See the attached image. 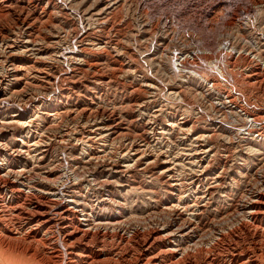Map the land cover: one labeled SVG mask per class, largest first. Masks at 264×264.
Segmentation results:
<instances>
[{
    "label": "bare ground",
    "instance_id": "obj_1",
    "mask_svg": "<svg viewBox=\"0 0 264 264\" xmlns=\"http://www.w3.org/2000/svg\"><path fill=\"white\" fill-rule=\"evenodd\" d=\"M59 1L61 13L75 12L79 24L68 31L52 28L58 30L51 34L53 42L72 46L70 57L62 54L63 73L51 80V94L57 97L54 109L45 91L28 99L29 94L23 97L17 88L24 83L20 61L46 54L37 45L44 40L46 25L54 24L52 12L46 9L58 11L56 4L54 0H0V17L16 16L22 32L15 37L5 36L13 31L0 34V58L11 59L0 78V264H264V105L257 108V98L251 102L238 89L244 84L264 94V0L182 2L185 5L175 18L191 17L190 45H178L175 39L181 40L182 33L173 35L165 29L175 20L166 9L159 10L164 13L159 17L162 27L150 29L156 33L150 50L154 47L158 55L168 51L166 43L175 44L168 48L172 52L164 67L154 66L157 72L170 66L171 73L164 74L173 85L167 100L181 104L180 108L190 103L189 111L195 108L191 103L210 102V107L201 108L203 113L197 109L202 115L190 123L192 130L196 132L199 122H209V137V133L206 138L201 135L204 141L222 137L225 149L237 148L235 153H220L219 167L214 163L219 152L214 144L219 139L212 145L200 136L191 140L190 134L174 145L175 151H152V143L142 137L128 140L129 148L122 155L107 150L109 140L124 135L131 122L115 112L77 107L81 74L104 70L103 65L81 59L95 55L96 47L90 44L95 41L93 19L103 16V24H108L117 10L135 6L143 24L152 27L156 16L148 9L155 7L147 0H107L96 13L94 6L81 11L91 0ZM206 32L209 36L198 40ZM212 35L215 39L209 40ZM104 55L108 59L109 54ZM237 64L247 68L240 75ZM99 81L103 84V76ZM78 118L91 128L84 124L82 132L81 127L76 129ZM69 125L73 129L55 134L48 143L51 129ZM187 139L196 142L192 150L181 149V141ZM201 142L210 144L208 150L197 146ZM185 151L190 154L180 155ZM143 175L149 179L147 186L138 181L137 176ZM228 180H240L246 188L235 195L239 188ZM155 183L161 196L152 188ZM140 190L150 197L141 211L136 197ZM237 198L235 205L229 203Z\"/></svg>",
    "mask_w": 264,
    "mask_h": 264
},
{
    "label": "rangeland",
    "instance_id": "obj_2",
    "mask_svg": "<svg viewBox=\"0 0 264 264\" xmlns=\"http://www.w3.org/2000/svg\"><path fill=\"white\" fill-rule=\"evenodd\" d=\"M91 1L92 2H86L85 4H83V8L81 11H85L86 9H89V8L94 6L96 8V10H95L96 13H98L102 10V7H104V4L107 0H95L96 2L94 0H91ZM150 1H152V2H150ZM155 1H157V2H155ZM167 1H169V2H167ZM180 1H181V3H180ZM78 2H80V1H78ZM182 2L186 3L187 0H185V1L184 0H179V1L178 0H147V4L149 6L155 7V9H153V8H151V10L148 9L149 14H151L152 16H156L155 21L152 23V25H154V26H152V27H150V25L147 26L146 21L149 19V17L145 21L146 23L143 24L144 20L143 19L141 20L140 17L138 16L139 15L137 13L138 10H136L135 6H133L132 8L126 6L122 10H117L115 12V15L112 17V20L110 19L108 24H103L104 23V17L103 16H100V17L97 16L93 19V22H95V23L91 22L92 28L95 29V41L90 43V44H93L96 47V49L94 50L95 55L93 54V56H92L91 54L89 55L87 53L89 56L81 57V59L82 60L84 59L85 61H88L89 63L91 61V62H94L96 64L103 65L104 70H103V72L98 73L97 75H94L95 72L94 73L87 72L86 74H81V76H80L81 102H80V105H78L77 107H80L78 109H82L84 107H90L89 109H91L93 111H98V112H102V110H105L108 114H112L113 112H115L113 114H115L116 117H122L121 119L126 120V123H128V124L131 122L130 123L131 126H128L129 130L127 132L125 131L124 135L118 137L117 138L118 140L115 139L116 141L109 140V142L107 144V147H106V148H108L107 150L114 151L115 155L118 153L117 156L120 154L122 155V153L124 154L125 151H127L126 149L129 148V143H130L129 141H131L132 139H136V138L142 137L147 142H151L152 143L151 146L153 148L152 151L156 150V148L158 150L163 149L164 151L166 149L170 148V151H175L177 149L175 146H177L179 144V141L186 139L185 137L187 135L189 136V134L192 137L191 140H194V139L198 138L199 136L200 137L204 136L206 138L207 136L209 137V135H210V133H209L210 131L207 130V128H209L207 123H209V122H207V123L206 122H199L198 128H197L198 131L196 130V132H194L192 130V125H193L194 121L196 122L198 117H199L198 119L200 120L201 115H202V114H199L197 112V109L200 108L201 113H203V110L201 108L210 107V102H207V100H205L201 104H198V103L192 104L191 103V105L195 108L190 107V111L186 108V107H188V104H190V103H187L186 107L180 108L181 104L176 103L177 104L176 105V104H174V101L167 100L168 96L171 95V93H172L169 86H173V85L169 82V79H165L167 77L164 74H168L171 71L169 68L170 66L167 67L168 64H166L165 69L163 68V70H160L159 72L156 71L157 70L156 67L154 68V66H156L155 64H161L164 67L165 62H167V55H169L172 52L168 48L175 46V44H172V42H169V44L166 43V45H164V46H166L168 51H163V52L160 51L159 55L157 54V51H152V50H154V47L152 50H150L152 48V44H154L156 41V35H155L156 33L150 29L156 28V26L162 27V22L159 19V17H160V15H164V13L159 11V10H161L162 8L164 10L166 9L165 12L169 15V18L170 19H171V17L175 18V16L180 14L179 13L180 10L183 9V7H182L183 3ZM54 4H56V7H57L56 9H58V11L54 10L55 7H53L54 9L53 8L46 9L48 14H49V10H50V12H52L51 14L54 17H56L55 19L53 17V20L51 21V23L53 22L54 24L52 26L46 25L47 26L46 30L42 28L43 30H42L41 38L44 40L42 41L39 39L41 44L37 45L38 47H42V49H45L46 54L37 55L35 58L30 59V60H28V58H26V59L24 58L25 60L23 59L20 61L21 63L19 65L23 69L22 77L24 79V83L20 87L18 85L17 90L21 91L23 97H25V95L29 94V96L27 97L28 99H30V98L33 99V97L37 96L39 93H41V95L45 94L44 93V91H45L48 94L49 104H51L52 108L55 109L56 108V104H55L56 102L55 101L57 100V97L54 96V94H51L54 91V87H52L53 83L51 82V80H53V78L56 75H59V73L60 74L63 73V70L66 68V66L65 67L63 66L64 62H63L62 54L67 52L69 54H66V55L68 57H70L71 56L70 55V53H71L70 49H72V46H71L70 42H67V43L63 42L61 44L53 42L54 40H52L51 34L52 35L56 34L58 30L57 29L52 30V28L57 26L59 28H64L66 31H68V29H70L72 27L76 28V26H78L79 23L77 24L78 18L73 14L75 12L72 13V12H69L67 10L66 14H64L63 11L61 13L62 6H61L60 1L54 0ZM59 5H60V7H59ZM183 5H185V4H183ZM109 17L111 18V15ZM189 17H187V16L182 17V18L176 17L175 20H172V24H171V21L168 22V24L170 26L167 24V27L165 28V29L171 30V32H173V35L177 31H180L182 33L181 40H179L180 42L175 39V42L178 45L180 43H184L185 45L192 44V41L190 38L191 35L193 34L192 29H191L192 27L188 25L189 23L192 22V19H189ZM156 20H157V22H156ZM217 20H219V23H221L223 19L218 17ZM158 21H160V24L158 23ZM209 22L207 21L206 23H209ZM120 23H122V24H120ZM156 23H158V24H156ZM85 24L87 25L86 22H85ZM119 24H120V26H119ZM145 24L147 26L146 30L144 28ZM20 26H21V20H17L16 16L9 15V16H1L0 17V34H4L5 31H13L11 34L6 33L5 36L9 37L12 34H14V37L15 36H21L22 32H20ZM180 28H182V30ZM212 28L215 29L214 25L212 26ZM78 29H79V27H78ZM232 29L234 31H236V30H238V32L240 31L239 28L238 29L232 28ZM145 31H146L147 35L144 34V36H142V32H145ZM188 31H190V32H188ZM238 32H236L237 37H238ZM148 35H149V37H148ZM206 35L209 36L208 32L204 33V35L203 34L199 35L200 38H198V40H203V38H206ZM213 37L214 36L212 35L209 40H214L215 38L212 39ZM241 37L243 38V36H241ZM188 41H190V42H188ZM131 44H132V46H131ZM141 44H142V47H141ZM170 45H171V47H170ZM140 49H142V50H140ZM62 50H63V52H62ZM105 52H107V54H109L108 59L105 58L107 56V55H104ZM148 52H150V53H148ZM0 53H3V52L0 50ZM246 53H248L247 50H246V52H244L242 54L243 56H242L241 60L246 58V56H247ZM141 56H142V58H141ZM104 60H106V61H104ZM10 61H11V59L10 58L8 59V57L6 55L5 56L3 55L0 58V78L5 76L4 67L5 68L8 67L10 64ZM241 66H243V65L239 64L237 66V68H238L237 70L239 71V75L241 74V72L243 70L247 69L246 67H241ZM83 70H85V67ZM148 73L150 75H148ZM101 76H103V84L100 83V81H99V78H101ZM26 83H27V85L25 86L24 84H26ZM89 83H92V84H89ZM61 84L64 88L67 87V85L65 83H61ZM98 84L100 87L98 86ZM174 88H178V87H174ZM7 89L9 91L10 88H7ZM238 89L242 92L243 95L245 94L251 102H253V101L255 102V100L257 98V100H258V103H256L258 105L257 108H260L261 106L264 105V94L258 92L254 87L250 88L244 84H241V88L239 87ZM180 90H183V88H180L179 91ZM39 91H41V92H39ZM69 91H73V90H69ZM174 91H176V89H174ZM186 92H185L184 96L189 97L190 94L186 93ZM188 97H187V99H188ZM51 98H53V99H51ZM152 98H154V100ZM261 101L263 102L262 104H261ZM71 106L74 107V105H71ZM178 108H180V109H178ZM62 113H64V111H61V114ZM77 113H80V112H77ZM80 114L84 116V114H82V113H80ZM31 116L35 117V115H33V114H31ZM99 116L97 118H99ZM77 123H78V125H77L76 129L81 127V129H79V130H81L80 132H82V127L84 126V124H86V121L83 120L81 123V121L79 119ZM90 126H91L90 124L85 125V127H87V128H89ZM74 128H75V126H74ZM184 128H186V129H184ZM66 129H73V126L69 125L68 128H66V127L63 128L61 126V127H54L53 129H51V132L49 133L48 139H47V140H49L48 143L51 140H54L55 134L62 136L61 132L66 133V131H67ZM145 130L147 132H144ZM88 131H89V129H88ZM161 133H163V135ZM207 133H209V134L207 135ZM220 133H222V132H220ZM202 134H203V136H201ZM204 137L201 139L202 142H213L212 145L215 142H217L215 140L219 139V142L214 144L215 149L217 148V151H219V152H216V154L213 153L215 155L214 163H215L216 167H219L221 164L220 153L222 151H230L232 153L233 152L235 153L237 150V148H235V149L232 148L233 146L230 147L231 149L230 148L225 149V148H228V146H226L223 143L222 137H219L218 139L212 138L209 141H204V139H205ZM157 140L158 141L162 140V142L160 144H157L156 143ZM220 141L223 143V145ZM110 142H112L113 145ZM202 142H201V144H197V146L198 147L199 146H206L205 150H208L210 144L206 145L205 143H202ZM162 143H164V144H162ZM183 144L181 141V145H182L181 149L184 148L185 150H189V148H190L192 150L195 147L196 142L191 144V141L189 139H187L185 141V143L183 142ZM102 145H104V144H101V146ZM158 146H159V148H158ZM185 146H187V147H185ZM221 146H223V147H221ZM118 148H120V149L118 150ZM113 149H115V150H113ZM147 149H149L148 151H151L149 147H147ZM202 149L203 148H201L200 150H202ZM232 149H233V151H232ZM116 150H117V152H116ZM189 154L190 153L188 151H185V152H183V154H180V155L187 156ZM137 178H138V181H141L144 183L143 186H147L149 184V183H147L148 182L147 180H149V179H147L144 175H143V177L137 176ZM140 178H142V179H140ZM159 182L161 183V181H159ZM239 182H240V180H237V182H235V183L234 182L232 183L231 180L227 181V183L231 184V186H232V184L233 185L237 184L239 189L236 190L235 195H239L241 190L243 191L244 187L246 188L245 183H243L242 181L240 183ZM237 186H233V187H237ZM158 187H159V185L156 184L152 188L154 189V192L156 191L158 196H161L159 194ZM139 192H138V196H136V197L139 198V200H137V201L139 203V211H141L142 208L145 206L144 204H146V201H148V199L150 197L148 195L142 194L143 191H141V190ZM236 193H238V194H236ZM135 195H137V193ZM221 195H223V193H221ZM237 200H238V198L230 200L229 203L232 204L233 202H235L234 203V205H235Z\"/></svg>",
    "mask_w": 264,
    "mask_h": 264
}]
</instances>
